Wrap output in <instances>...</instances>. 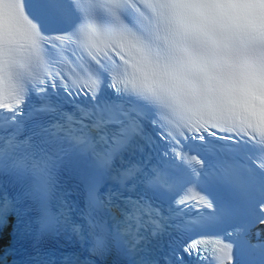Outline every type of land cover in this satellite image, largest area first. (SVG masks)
Here are the masks:
<instances>
[{"label": "snow or ice", "instance_id": "obj_1", "mask_svg": "<svg viewBox=\"0 0 264 264\" xmlns=\"http://www.w3.org/2000/svg\"><path fill=\"white\" fill-rule=\"evenodd\" d=\"M0 264H264V0H0Z\"/></svg>", "mask_w": 264, "mask_h": 264}]
</instances>
